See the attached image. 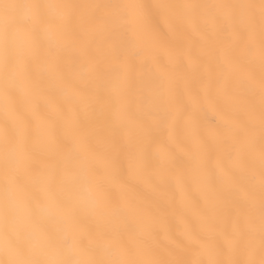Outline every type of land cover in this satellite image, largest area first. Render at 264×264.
<instances>
[{
	"label": "snow or ice",
	"instance_id": "snow-or-ice-1",
	"mask_svg": "<svg viewBox=\"0 0 264 264\" xmlns=\"http://www.w3.org/2000/svg\"><path fill=\"white\" fill-rule=\"evenodd\" d=\"M0 264H264V0H0Z\"/></svg>",
	"mask_w": 264,
	"mask_h": 264
},
{
	"label": "bare ground",
	"instance_id": "bare-ground-1",
	"mask_svg": "<svg viewBox=\"0 0 264 264\" xmlns=\"http://www.w3.org/2000/svg\"><path fill=\"white\" fill-rule=\"evenodd\" d=\"M145 2H146V3H151V2H152V0H145Z\"/></svg>",
	"mask_w": 264,
	"mask_h": 264
}]
</instances>
